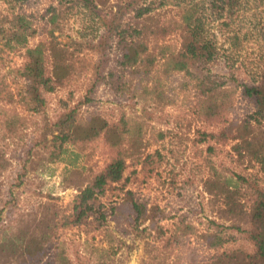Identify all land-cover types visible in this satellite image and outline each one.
<instances>
[{"label": "rangeland", "instance_id": "1", "mask_svg": "<svg viewBox=\"0 0 264 264\" xmlns=\"http://www.w3.org/2000/svg\"><path fill=\"white\" fill-rule=\"evenodd\" d=\"M67 1L0 0V109L6 110L5 117L14 112L21 118L10 128L14 131L10 138H2L0 127V264H22L21 260L6 257L3 244L17 238L20 231L32 232L35 226L37 230L52 218L51 212H55L50 225H55L54 233L44 244L46 255L35 264L54 259L58 252L70 264H210L213 255L223 252L241 250L252 254L253 246L244 233L248 229L245 211H249L250 190L241 181L236 188L222 181L231 179L234 183L243 177L262 187L263 174L254 158L245 155L239 159L233 153L235 142L211 144L212 151L205 143L192 145L197 130L210 131L217 125L206 126L191 114V106L201 98L197 92L188 94L189 108L183 104L182 95L172 106L157 98L148 102V111L154 114L145 128L149 133L148 129L153 133L165 131L166 138L145 149L150 156L148 164L128 161L122 181L106 186L104 195L89 202L92 210L78 218L79 210L73 209L75 197L85 187L86 176L102 169L110 154L103 143L95 141L75 161L77 151L65 145L61 161L48 163L47 151L34 146L43 133L42 127L55 121L68 106L78 107V116L98 114L114 121L121 114L133 120L140 115L143 104L109 83L89 91L95 58L86 45L94 44L100 27L88 10ZM115 1L107 0L102 9H109ZM152 1L156 7L164 3L155 12L163 17H177L178 5L183 4V0H149ZM49 6L59 8L61 30H56L55 36L73 53L70 60L74 70L64 86L43 94L45 105L40 112L30 113L18 96L27 85L16 73L24 64V54L4 48L6 31L15 15H26L42 35L48 29L43 16ZM234 11L226 27L214 21L208 28L218 48L209 70L232 94L225 125L241 123L253 112L236 85L256 83L264 69V0H240ZM233 35L241 40L237 47L231 45ZM169 84L166 81L160 88L168 92ZM88 93L91 101L80 104ZM5 129L7 132L9 128ZM149 133L145 139L152 143ZM50 140L47 136L48 148ZM128 193L134 202L147 205L148 212L136 225L126 199ZM212 222L220 226L217 230L227 239L216 251L208 249L204 240L214 231ZM185 227L191 232L181 234L179 229Z\"/></svg>", "mask_w": 264, "mask_h": 264}, {"label": "trees", "instance_id": "2", "mask_svg": "<svg viewBox=\"0 0 264 264\" xmlns=\"http://www.w3.org/2000/svg\"><path fill=\"white\" fill-rule=\"evenodd\" d=\"M106 1H67L88 10L100 27L94 44L86 45L95 58L88 83L89 91L109 83L114 89L132 95L130 98L141 102L143 109L133 120L125 119V114H121L114 121H107L98 114L78 116V107L68 106L55 121L44 124L43 133H40V139L34 146L47 151L48 163L61 161V156L66 152L65 145L77 151L74 153L75 161L80 152L95 141H100L107 148L110 154L108 162L96 173L86 176L85 187L79 189L75 197L73 209L79 210V218L92 210L89 202L104 195L106 186L122 181L128 161L134 165L148 164L150 156L145 153V149L149 145H158L166 138L165 131L153 133L154 130L148 129L149 133L148 127L145 128L146 122L154 114V111H148V102L157 98L172 106L182 95L183 104L189 108L188 94L197 92L196 95L201 98L191 106V114L206 126L217 125L210 131H206V128L197 130L196 137L193 135L191 139L192 145L205 143L209 145L207 150L212 151L211 144L235 142L232 145L233 153L239 159H244L245 155L254 158L263 174L262 187L243 177H238L234 183L231 179L222 181L229 188H236L238 181H241L250 190L249 211H245L248 229L244 233L254 250L252 254L235 250L213 255L210 264H264V69L256 83L236 85L253 112L247 120L227 125L226 114L232 102L231 90L215 79L209 70L216 61L218 50L212 35L208 34L209 25L215 21L221 27H226V20L234 15L240 0H183L182 6L178 5L177 17H163L160 12L155 13L163 7V2L156 7V3L149 0H116L109 9L103 10L102 5ZM46 12L43 19L48 29L42 35L29 16L15 15L5 37L4 48L8 52L23 51L24 54V64L16 73L27 81V85L18 96L19 102L30 113L40 112L45 105L43 94L64 86L74 70L70 60L73 53H69L68 45L59 43L55 36V31L61 30L59 8L49 6ZM240 41L237 35L231 37L233 47H237ZM166 81L170 83L168 92L160 88ZM174 82L176 84H172ZM89 95L86 94L80 104L89 103ZM3 110L0 109V127L2 138L6 139L14 132L10 128L21 118L14 112L6 114L10 117L7 118L3 116L6 111ZM5 127L9 128L7 132ZM148 133L152 136V143L145 139ZM47 136L51 137L50 148L46 145ZM126 199L136 225L148 212L147 205L134 202L130 193ZM50 216L55 217V212H51ZM52 218L45 220L37 230L35 226L32 232L26 229L20 231L17 238L7 240L2 246L6 257L21 260L22 264L40 261L46 255L44 244L54 233L55 225L50 226ZM211 224L215 228L204 236L205 246L216 251L222 248L227 239L217 230L219 225L214 222ZM232 229L240 231L239 227ZM179 230L181 234L191 232L188 227ZM43 264H70V261L62 252H58L54 259Z\"/></svg>", "mask_w": 264, "mask_h": 264}]
</instances>
